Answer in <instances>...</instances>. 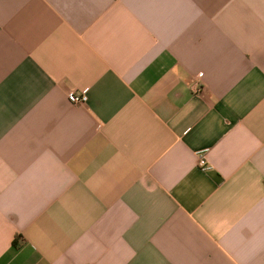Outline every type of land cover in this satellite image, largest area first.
<instances>
[{"label":"crops","instance_id":"0c3cea01","mask_svg":"<svg viewBox=\"0 0 264 264\" xmlns=\"http://www.w3.org/2000/svg\"><path fill=\"white\" fill-rule=\"evenodd\" d=\"M0 264H264V0H0Z\"/></svg>","mask_w":264,"mask_h":264},{"label":"built area","instance_id":"2783aa9c","mask_svg":"<svg viewBox=\"0 0 264 264\" xmlns=\"http://www.w3.org/2000/svg\"><path fill=\"white\" fill-rule=\"evenodd\" d=\"M67 98L71 103H83L86 101L87 97H86V94L83 92L77 93L76 91H69L67 94ZM198 165L202 169L208 168V164L205 159V156L202 154L199 155Z\"/></svg>","mask_w":264,"mask_h":264}]
</instances>
